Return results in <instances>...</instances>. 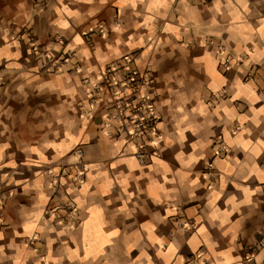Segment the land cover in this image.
<instances>
[{
	"label": "crops",
	"instance_id": "1",
	"mask_svg": "<svg viewBox=\"0 0 264 264\" xmlns=\"http://www.w3.org/2000/svg\"><path fill=\"white\" fill-rule=\"evenodd\" d=\"M125 56L144 158L108 115ZM0 191V264H264V0H0Z\"/></svg>",
	"mask_w": 264,
	"mask_h": 264
},
{
	"label": "built area",
	"instance_id": "2",
	"mask_svg": "<svg viewBox=\"0 0 264 264\" xmlns=\"http://www.w3.org/2000/svg\"><path fill=\"white\" fill-rule=\"evenodd\" d=\"M89 32L104 33L101 24L89 28ZM132 58L125 56L123 59V72L115 69V64H110L102 70L109 85L114 88L109 92V118L117 121V130L124 136L127 143L134 145V153L141 157L150 156L147 150L148 144L159 137L158 115L156 113L153 95L149 92L152 84V76L148 69L140 70L133 67ZM120 74V76H118ZM98 89V88H97ZM79 158L80 166H76L74 179L82 180L86 170L83 162L84 150L81 147L75 148ZM61 173L68 175L70 169L67 167ZM59 183V179L56 180ZM9 195V193H8ZM0 191V202L5 199ZM75 207H72L74 210Z\"/></svg>",
	"mask_w": 264,
	"mask_h": 264
}]
</instances>
